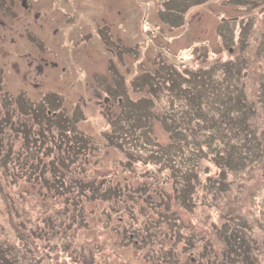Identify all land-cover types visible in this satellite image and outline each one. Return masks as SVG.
<instances>
[{
	"label": "rangeland",
	"instance_id": "1",
	"mask_svg": "<svg viewBox=\"0 0 264 264\" xmlns=\"http://www.w3.org/2000/svg\"><path fill=\"white\" fill-rule=\"evenodd\" d=\"M24 1L0 0V257L58 264L47 252L58 245L74 251V264H156L165 234L170 264L205 263L207 251L218 264H264V145L241 137L246 115L264 131V0ZM47 103L61 119L43 118ZM149 108L169 116L138 123ZM186 112L179 148L164 123ZM74 149L72 163L65 152ZM126 154L137 155L130 168ZM243 154L250 162L239 167ZM88 158L94 180L116 169L141 194L114 204L55 192L57 176L67 184L86 175L78 165ZM46 218L56 228L45 244ZM154 219L160 226L144 228ZM126 233L137 252L121 242Z\"/></svg>",
	"mask_w": 264,
	"mask_h": 264
},
{
	"label": "trees",
	"instance_id": "2",
	"mask_svg": "<svg viewBox=\"0 0 264 264\" xmlns=\"http://www.w3.org/2000/svg\"><path fill=\"white\" fill-rule=\"evenodd\" d=\"M199 67H200V65H199ZM213 67H215V66H213ZM197 69L200 70V72L205 71V68H203V67L197 68ZM228 74H230V73L228 72ZM187 78H188V82L190 83V81H189L190 78L188 76H187ZM184 81H187V80L184 79ZM171 84H172V82H171ZM207 87L209 88L210 91H212L213 87L212 88H210V86H207ZM168 91L171 92V94H172V91H174V90L173 89L172 90L169 89ZM179 91H181L180 94H182V92L186 91V89L181 88ZM192 92H193L192 94H189L187 96L188 97V102L190 101V103H193L192 101H194V103H195L196 99L198 97V91L196 90L195 92L194 91H192ZM234 99H235V97H234ZM224 102H223L222 108L224 107L225 108L224 111H226V110L228 111L229 115H227V116L230 117L232 115V105L224 104ZM236 102L238 103V107H245L246 106L243 101L236 100ZM11 103H12L11 101L9 103H6L7 108L11 106ZM49 103L45 104L47 106V107H45L47 109V112H44L43 109L41 108V114L43 115V118H47V119L49 118L50 120H52V119H57L59 117L58 119H61L62 118V114H63L62 113L63 109H60V110L58 109V111H56L55 109L53 110V107L50 106ZM170 103L173 106V103L172 102H170ZM27 104H28L27 106H30L33 103L32 102H27ZM196 105H197V103H196ZM197 106L200 108L201 111H203L202 106H200V104H198ZM31 108H34V107L31 106ZM245 111H246V109H245ZM245 111L243 113H245ZM57 112H59V114H56ZM139 112H140V115H142V116H139L138 123H139V120L143 121L144 123H146L145 120L140 119V117L141 118L143 117L145 119L146 118L149 119L150 116H153V117H155V119L162 120V119H165L167 116H169V115H167L166 117H162V118L161 117H156L155 114H153V112L150 111V108L147 109V110H145V109L144 110H140ZM262 113L264 114V110H262ZM60 114H61V117H60ZM193 115H195V113ZM223 116L224 115H222V117H220L219 121L218 120L216 121V124H218V123L221 124L223 122L226 123V121L223 120L224 119ZM36 118L38 119V116ZM190 119H191L190 118V114H188L186 112V113H182L180 116H174V121L173 122L164 123L165 124L164 125V130L166 132H168L169 136H174L172 138L174 140L176 139L174 141V144L177 145V147L179 145L182 148H183L184 145L186 146V139L181 137V136H183V132H184L183 131L184 129L182 128V126H184V124H186V125L190 124ZM38 122H40V121H38ZM250 124H251V116L246 115L245 123L243 125V129H242V132H241V134H242L241 137H244V136L246 137L247 136V140H248V143H246L247 145L252 140L254 141L255 144H258V145L259 144L260 145L263 144L264 145V131H262L259 127H253ZM145 125L143 126V129L145 128L144 131L146 132V133H144V135H147L148 138H149L150 133H151V125H149V124H145ZM233 125H234V130L238 131V125L239 124L237 123V121ZM216 127H217V125H216ZM187 128L190 129V130H194L190 126L189 127L186 126L185 130H187ZM218 128H219V126H218ZM258 128L260 130V133L256 132L258 130ZM234 130H233V132H234ZM219 134L220 133H218L217 135H219ZM224 134H225V132H224ZM238 135L239 134H237L235 138L240 139L241 137H239ZM39 136L41 137V134H39ZM71 138H72V136L68 135L67 133L64 136V140L68 139L70 141ZM172 138H171V140H172ZM242 141L241 142H239V141L233 142V146H234V150L233 151H234L235 155L237 153H241V152L238 151V146L242 145ZM171 142H173V140ZM78 143L79 142L75 143V146H74V148H77L76 151L77 152H83V153H85L87 155V144L86 143H82V145L80 147V143L79 144ZM175 145H170L168 147H171V146L175 147ZM180 146H179V148H180ZM165 147L168 148L167 145H165ZM80 148L82 149L81 151H80ZM160 149L163 150L162 148H160ZM90 150H91V146L89 148V151ZM74 154H75V149H74V151H70L69 150V151L65 152V155H68V158H70V156H74ZM89 155H90V152H89ZM225 155H226V158H229V153L225 152ZM130 156L131 157H129L128 154H126V157H127L128 161H127V164H125V168H130L131 166H133V162H136V157L135 156H137V155H130ZM150 156H152V155H150ZM160 156H161V153L158 152V159L160 158ZM241 157H242V161L240 163H237V165L239 167H241L240 165H244L245 166L248 162H250L247 159V157L244 156V154L241 155ZM71 161H72V163H74L73 159H71ZM149 163L151 164V161H149ZM94 165H95V161L92 163V158L85 159V166H80V165H78V166H79V168L84 169L83 171H85L86 175H82L79 178H75V180H72L70 183H67V184L64 183L62 181V179L58 178V176H57V179H54V182H52V183H54L53 186H55V192H56L57 188H58L60 193H64L65 192V190H63V189H68V192H70V194H68V196L76 197V199H78L79 202H83V201L85 202L87 199H89V201H91V200L96 199V198H102V200L114 201V204H116L117 201H120L121 198L124 199L125 196L130 199V198H133L136 194H141V193H137V192L134 193L132 191V187H131L129 181H127L126 178L121 179L120 175H118V172L116 173V169L112 171V169L109 168L110 169L109 172H106L101 178L94 180V176L92 175L93 173H92V170H91L92 166H94ZM155 170L157 171V169H155ZM112 172H114V174H112ZM74 174L75 173H71V176H73ZM142 185H144V184H142ZM144 188L147 191H149V193L152 191V188H150L149 185H145ZM74 192H75V195H74ZM146 195H149V194H146ZM71 197H69V200H70ZM145 197H147V196H145ZM78 215H80V210L78 211ZM162 219H154L150 223H145L146 226L144 225V228L153 229L154 227L160 226ZM50 222H52V224ZM55 223H56V221L53 218H49V219L46 218L45 219V223L43 225L44 229L42 228L43 234L46 235V237L44 239L45 244L47 242L46 238L51 236L52 232L55 231V228H56ZM177 223H178L177 225L179 226L180 219H178ZM80 227L84 228L85 227V222ZM187 227L191 231H195V229H196V227L189 228L188 225H187ZM114 233L115 234H119L117 231H114ZM131 234L132 233H130V236H129L128 233H126L125 236H123V239L121 240V242L122 243H127L128 242L127 244H129V243H131V241H133L134 242V246H135V247H133L134 248L133 250H135V251H132V252L135 253V252H137L139 250L140 244L138 243V241H137V243L135 242L136 240L131 237ZM220 234H222V232H220ZM60 235H62V234H60ZM173 235H176V234L173 233ZM173 235L170 234L169 237L174 238ZM229 235L230 234H228V236ZM226 236H225V238H226ZM184 237L186 238L185 234H184ZM157 238H156V240L159 241L157 243L162 242L161 246H164L166 248V251H165L166 255L161 254L158 251V249H157L156 250V254H157V257L160 258V261L157 262L156 264H170V262L173 260V256L175 254H174V251L171 249V246L164 245L165 241L167 240V235L162 234V235H159ZM154 245L156 246V243H154ZM196 245H197V243H196ZM45 246L46 245H43V249L46 248ZM51 249L52 250H49V251L47 249V252H49L50 256L54 255V258L56 259L58 264H69V261L70 262L72 261V263L74 264V263L79 261V258L76 259V257H78V256H75V253H74V251L72 249H68V248H63L62 249L58 245L54 246V248H51ZM65 253H68V255H66ZM139 254L140 253H138L137 256L141 255V254L140 255ZM203 255H205L204 256L205 263L200 262V260H199L195 264H218L217 258H213L209 251L205 252ZM209 255H211V256H209ZM146 256L147 255H145V254L143 256L141 255V257H146ZM45 258H48L47 253L44 256V261L46 260ZM191 258H194V256L191 257ZM68 259H69V261H68ZM9 261L10 260H8L6 258L2 259L0 257V264H11ZM148 262L149 263H147V264H154V263H151V259H149Z\"/></svg>",
	"mask_w": 264,
	"mask_h": 264
},
{
	"label": "flooded vegetation",
	"instance_id": "3",
	"mask_svg": "<svg viewBox=\"0 0 264 264\" xmlns=\"http://www.w3.org/2000/svg\"><path fill=\"white\" fill-rule=\"evenodd\" d=\"M26 6H27V4H26ZM262 59H263V65H264V41L262 43ZM260 82H261V95L263 98L262 101H264V76L262 78V81L260 80Z\"/></svg>",
	"mask_w": 264,
	"mask_h": 264
},
{
	"label": "bare ground",
	"instance_id": "4",
	"mask_svg": "<svg viewBox=\"0 0 264 264\" xmlns=\"http://www.w3.org/2000/svg\"><path fill=\"white\" fill-rule=\"evenodd\" d=\"M71 53H73V51H71Z\"/></svg>",
	"mask_w": 264,
	"mask_h": 264
}]
</instances>
